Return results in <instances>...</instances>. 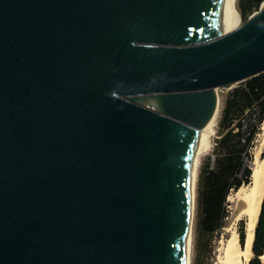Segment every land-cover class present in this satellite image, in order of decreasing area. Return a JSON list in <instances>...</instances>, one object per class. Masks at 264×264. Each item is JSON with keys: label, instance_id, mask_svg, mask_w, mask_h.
I'll list each match as a JSON object with an SVG mask.
<instances>
[{"label": "water", "instance_id": "1", "mask_svg": "<svg viewBox=\"0 0 264 264\" xmlns=\"http://www.w3.org/2000/svg\"><path fill=\"white\" fill-rule=\"evenodd\" d=\"M218 2L0 0V264L185 263L199 131L264 73Z\"/></svg>", "mask_w": 264, "mask_h": 264}, {"label": "trees", "instance_id": "2", "mask_svg": "<svg viewBox=\"0 0 264 264\" xmlns=\"http://www.w3.org/2000/svg\"><path fill=\"white\" fill-rule=\"evenodd\" d=\"M264 0H237L242 23L257 13ZM264 122V73L247 80L221 99L218 138L212 154L200 167L197 182L195 230L201 239L213 240L230 216L227 200L251 183V150ZM250 165L251 169L247 167ZM241 242H244L243 224ZM249 264H263L264 200Z\"/></svg>", "mask_w": 264, "mask_h": 264}, {"label": "bare ground", "instance_id": "3", "mask_svg": "<svg viewBox=\"0 0 264 264\" xmlns=\"http://www.w3.org/2000/svg\"><path fill=\"white\" fill-rule=\"evenodd\" d=\"M240 26L241 17L237 11V0H219L214 20V29L217 36H226L236 31ZM220 110L215 113L207 128L199 131L204 140V149L195 159L193 166L190 231L184 264H192L199 170L204 158L213 149V139L217 132ZM258 139L261 151L257 154L253 163L250 185L242 187L233 195L234 197L230 196L227 200L232 207L230 216L225 221L222 229V237L216 247L215 264H249L254 257L255 231L264 200V122ZM241 223H244L243 243L239 231ZM260 260L264 264V256Z\"/></svg>", "mask_w": 264, "mask_h": 264}, {"label": "rangeland", "instance_id": "4", "mask_svg": "<svg viewBox=\"0 0 264 264\" xmlns=\"http://www.w3.org/2000/svg\"><path fill=\"white\" fill-rule=\"evenodd\" d=\"M241 25H243L242 21H241ZM228 92L229 91H227L225 89L218 90V94H219L220 99L225 98V96L227 95ZM217 138H218V126H217L216 135L213 139V147L215 145V141ZM260 151H261V147L259 145V139H257V141L254 143L253 148L251 150V154H252V157L254 159L253 163L255 161V157L257 156V154ZM211 154H212V151L206 157L210 156ZM253 163H252V165H253ZM233 195H235V193H232L230 196L234 197ZM227 207H228L229 211H231L232 206L228 202H227ZM242 224H243V231H244V223H241L239 231H241ZM222 229L219 233H217L214 236L213 240L210 241L209 239H201L198 236V234L195 230V223H194V246H193L192 264H215V260H216L215 251H216V247L218 245V242L221 239L222 234H223Z\"/></svg>", "mask_w": 264, "mask_h": 264}]
</instances>
